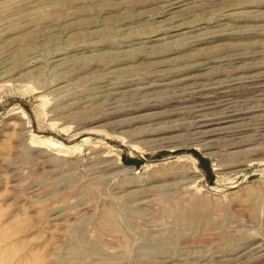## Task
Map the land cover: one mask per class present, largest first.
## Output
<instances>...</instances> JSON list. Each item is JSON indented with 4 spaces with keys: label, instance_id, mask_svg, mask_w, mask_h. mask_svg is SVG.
Returning a JSON list of instances; mask_svg holds the SVG:
<instances>
[{
    "label": "rangeland",
    "instance_id": "obj_1",
    "mask_svg": "<svg viewBox=\"0 0 264 264\" xmlns=\"http://www.w3.org/2000/svg\"><path fill=\"white\" fill-rule=\"evenodd\" d=\"M0 264H264V0H0Z\"/></svg>",
    "mask_w": 264,
    "mask_h": 264
},
{
    "label": "bare ground",
    "instance_id": "obj_2",
    "mask_svg": "<svg viewBox=\"0 0 264 264\" xmlns=\"http://www.w3.org/2000/svg\"><path fill=\"white\" fill-rule=\"evenodd\" d=\"M120 219V218H119ZM105 221V220H104ZM68 249V253L74 257V258H77V257H80V253L77 251L76 248H74L73 246H69V247H66ZM159 249V248H158ZM149 251V250H148ZM62 254V253H61Z\"/></svg>",
    "mask_w": 264,
    "mask_h": 264
}]
</instances>
